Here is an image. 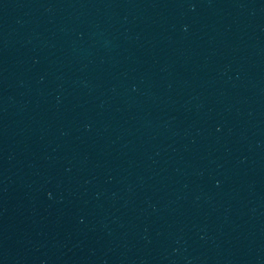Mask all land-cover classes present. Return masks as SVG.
<instances>
[{
	"label": "water",
	"instance_id": "1",
	"mask_svg": "<svg viewBox=\"0 0 264 264\" xmlns=\"http://www.w3.org/2000/svg\"><path fill=\"white\" fill-rule=\"evenodd\" d=\"M128 264H264V0H6Z\"/></svg>",
	"mask_w": 264,
	"mask_h": 264
}]
</instances>
